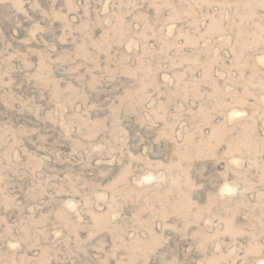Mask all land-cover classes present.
I'll return each mask as SVG.
<instances>
[{"label": "rangeland", "instance_id": "374dc122", "mask_svg": "<svg viewBox=\"0 0 264 264\" xmlns=\"http://www.w3.org/2000/svg\"><path fill=\"white\" fill-rule=\"evenodd\" d=\"M0 264H264V0H0Z\"/></svg>", "mask_w": 264, "mask_h": 264}]
</instances>
